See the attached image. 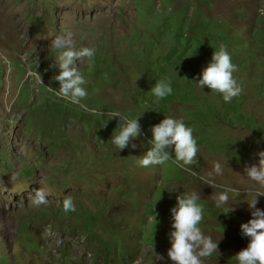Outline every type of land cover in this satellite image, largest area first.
Listing matches in <instances>:
<instances>
[{
  "label": "rangeland",
  "instance_id": "1",
  "mask_svg": "<svg viewBox=\"0 0 264 264\" xmlns=\"http://www.w3.org/2000/svg\"><path fill=\"white\" fill-rule=\"evenodd\" d=\"M66 33L75 49H95L75 64L88 81L81 103L102 117L48 90L59 87L51 39ZM221 44L242 87L231 102L195 83ZM164 77L173 93L157 106L150 88ZM114 110H145L135 148L111 143L117 119L102 125ZM164 116L193 129L199 152L191 171L171 160L139 165L151 126ZM261 150L264 0H0V264H173L170 209L193 191L204 208L200 227L218 240L219 254L204 264H236L248 243L240 230L251 218L245 200L264 191L244 169ZM38 188L48 203L34 206ZM229 188L241 195L229 192L234 210L225 215L214 197ZM68 196L76 211L65 214ZM256 207L264 210V196Z\"/></svg>",
  "mask_w": 264,
  "mask_h": 264
},
{
  "label": "clouds",
  "instance_id": "2",
  "mask_svg": "<svg viewBox=\"0 0 264 264\" xmlns=\"http://www.w3.org/2000/svg\"><path fill=\"white\" fill-rule=\"evenodd\" d=\"M42 38L48 39L47 37ZM50 45L57 53L54 66L59 69V72L53 76V79L59 82V87L58 90L48 87V90L65 101L79 105L81 109L96 117L104 116L103 111L89 108L81 103L88 95L84 87L88 81L75 64L78 59L80 61L84 58L91 60L95 55V49L89 47L75 49L71 33L54 36ZM237 70V66L232 62L231 54L226 46L221 44L217 50H213L210 61L202 68L195 83L200 89L206 86L213 93L220 94L224 102H231L233 98L242 93V87L233 75ZM39 82L42 84L40 75ZM172 93L173 88L168 77L155 81L150 88V94L155 98L153 103L157 106L160 101ZM142 113L136 117H130L118 110L107 114L108 119L103 122L102 126H106L108 120L113 118L118 121L110 136L111 143L117 150H123L129 146L136 147L135 144L130 145V142L142 135L139 123ZM150 131L151 139L148 141L150 147L139 159L140 166L145 168L154 165L164 166L171 160L178 167L191 171V168L187 166L197 162L199 152L191 127H188L182 119L164 116L159 123L151 126ZM170 148L174 155H170ZM142 152L143 147L141 154ZM257 156L258 162L246 166L244 171L251 181L264 188V150L259 151ZM214 171L216 174H222V167L219 163L215 165ZM10 179L13 181L15 177H10ZM205 183L212 188L216 187L208 181ZM229 192L234 193L232 199L241 195L239 190L229 188L218 192L214 197L216 206L222 207L224 210L221 213L225 215L234 210L233 205L229 204ZM48 194L44 189H36L32 204L34 206L47 204ZM260 196H264V191L257 190L252 193L250 200H245L251 209V218L246 223L240 224V230L241 235L248 238V243L232 257L236 264H264V210L256 207ZM200 199V194L195 191L177 195L176 204L170 209L172 230L169 233L170 247L167 249V256L173 264H204L206 258L219 254L218 240L214 241L210 236L205 235L200 227L204 219V208L198 203ZM62 211L65 214L76 211L74 201L70 196L64 198ZM153 220L157 221L155 215ZM163 259V256L157 254L156 260Z\"/></svg>",
  "mask_w": 264,
  "mask_h": 264
}]
</instances>
